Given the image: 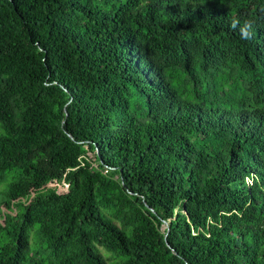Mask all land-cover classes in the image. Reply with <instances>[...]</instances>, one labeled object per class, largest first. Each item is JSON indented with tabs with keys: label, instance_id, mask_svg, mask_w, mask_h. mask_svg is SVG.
<instances>
[{
	"label": "trees",
	"instance_id": "obj_1",
	"mask_svg": "<svg viewBox=\"0 0 264 264\" xmlns=\"http://www.w3.org/2000/svg\"><path fill=\"white\" fill-rule=\"evenodd\" d=\"M0 124V264H264V0H0Z\"/></svg>",
	"mask_w": 264,
	"mask_h": 264
},
{
	"label": "rangeland",
	"instance_id": "obj_2",
	"mask_svg": "<svg viewBox=\"0 0 264 264\" xmlns=\"http://www.w3.org/2000/svg\"><path fill=\"white\" fill-rule=\"evenodd\" d=\"M3 133H4V131H3L2 125L0 124V135H2ZM6 178H7V177H6ZM11 181H12V180H11ZM11 181H9V179H8V180H6V181H3V182L0 184V204H1V202L3 201V199H4V195H3V193H4L5 190H7L9 184L11 183ZM59 190H60L61 192H64V191L67 190V187H59ZM1 210H2L3 212L6 213V209H5L4 206H2V205H1ZM3 222H4V218L2 217V213H0V223H3ZM35 229H36V228H35ZM3 237H4V235H3L2 233H0V243H1L2 239H3ZM32 245H33V247H34V246H38V245H39L38 240H36V239L33 238V239H32ZM103 252H104L106 255H109V254H107L104 250H103Z\"/></svg>",
	"mask_w": 264,
	"mask_h": 264
}]
</instances>
